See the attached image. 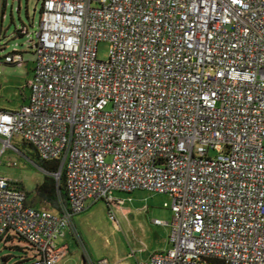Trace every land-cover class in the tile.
<instances>
[{
  "label": "built area",
  "instance_id": "built-area-1",
  "mask_svg": "<svg viewBox=\"0 0 264 264\" xmlns=\"http://www.w3.org/2000/svg\"><path fill=\"white\" fill-rule=\"evenodd\" d=\"M15 35L34 70L0 109V166L22 138L69 200L37 207L0 175V243L30 248L15 264H58L74 216L116 190L172 197L171 247L139 264H264V0H42L35 37ZM6 44L0 62L26 65Z\"/></svg>",
  "mask_w": 264,
  "mask_h": 264
},
{
  "label": "rangeland",
  "instance_id": "rangeland-1",
  "mask_svg": "<svg viewBox=\"0 0 264 264\" xmlns=\"http://www.w3.org/2000/svg\"><path fill=\"white\" fill-rule=\"evenodd\" d=\"M3 2H5V7L2 15ZM41 8L42 0H0V15L3 16L0 21V44L7 43L6 48L1 51V55L17 48L25 51L24 58L29 61L26 66L0 62V104L8 108H17L27 102L30 94L28 81L32 77L34 67V53L26 51L28 37H18L15 33L17 29H21L25 25L32 37H35V31L38 30L41 20ZM109 49V42L100 41L98 58L107 60ZM12 144L17 149L7 148L0 166V175L18 182L31 196L30 203L33 205L35 204L36 186L44 181L47 174L54 175L39 165L40 160L35 155V150L22 138H14ZM2 146L3 142L0 140V147ZM111 158L109 156L107 159L110 161ZM13 162L17 164H9ZM113 195L116 201H113L111 205L106 200L99 199L89 204L86 210L74 216L73 226L77 227L76 232L79 231L81 241L84 243V245L79 244L70 238L72 247L69 254L77 258L75 264L84 263L83 254L92 255L93 252H97L99 255L107 249H111L119 238V233L114 228V220L110 216L111 206L114 208L116 219L121 226L127 223L125 221L127 217L135 225L142 223L150 236L154 234L158 236L157 240H149L154 249L167 251L171 247V243L168 241L169 226H158L154 221L157 218L165 221L172 220L173 211L170 207L172 197L170 194L148 190L133 192L116 190ZM35 205L49 208L46 205ZM69 229L67 228V230ZM119 231L122 233V230ZM78 234L75 235L78 236ZM26 246L27 241L14 234L8 238L7 242H1L0 264H2V259H7L4 264H15L22 255L26 254L24 250ZM92 262L101 264L98 257H93ZM26 263L27 261L22 264Z\"/></svg>",
  "mask_w": 264,
  "mask_h": 264
},
{
  "label": "crops",
  "instance_id": "crops-1",
  "mask_svg": "<svg viewBox=\"0 0 264 264\" xmlns=\"http://www.w3.org/2000/svg\"><path fill=\"white\" fill-rule=\"evenodd\" d=\"M2 17L3 16L0 15V21H1ZM33 70H34V67H33ZM32 77H33V72H32ZM31 78L29 79V81L31 80ZM0 81H1V79H0ZM29 81H28V84H29ZM28 87H29V85H28ZM28 99H29V97H28ZM28 99H27V102H28ZM22 105H24V104H22ZM18 108L19 107L8 108L5 105L0 104V109L15 110ZM28 197H29V201H30L31 196L29 194H28ZM165 205L168 206L167 203H165ZM37 207H39V206H37ZM113 211H114V208H113ZM125 216H127V215H125ZM125 219H126L125 221L127 223H124L123 226H121L119 224V221L116 219L117 220V226L114 224V228L118 231L117 233H119V238L115 241L114 246L111 249H109V250L107 249L106 251H104L100 254L98 253L99 255H97V252H93V254H92L93 256L90 255L89 253L83 254V258H84L83 264H97V263L92 262L93 257H98L99 263H101L103 261V263H101V264H139V262H141V261L148 260L154 253L166 251L163 249L158 250V249L153 248V246L149 243V240L150 239L157 240L158 236H155V234L153 236H150L147 233L148 230L146 229V227L142 223L135 225V224H133V222H131V220H128L127 217ZM172 220H173V217H172ZM172 220L171 221L163 220L164 221L163 224L155 223L158 226H162V225H168L169 226V228H170L169 229V235H168L169 243H170L169 236L171 233ZM77 230H78L77 227L74 225L73 228H70L69 230L66 229L64 234L59 237V239H58L59 244L67 246L68 252L58 264H72V262H74V264H75L77 258L75 256L69 254V250L72 247V243H71L70 238H72V240H75L76 242H79V244L84 245L83 241H81V236H80L79 231L76 232ZM119 230H122V233ZM75 234H78V236H76ZM12 235L13 234H10V236H12Z\"/></svg>",
  "mask_w": 264,
  "mask_h": 264
},
{
  "label": "trees",
  "instance_id": "trees-1",
  "mask_svg": "<svg viewBox=\"0 0 264 264\" xmlns=\"http://www.w3.org/2000/svg\"><path fill=\"white\" fill-rule=\"evenodd\" d=\"M4 7H5V2H3V6H2V15L4 14ZM35 155L40 160L39 165L43 167L45 170L49 172L58 171L59 163L57 160H43L39 157L36 150H35ZM34 197H35V204L46 205L55 212H61L63 210V207L68 206L69 204L63 175L60 180H57L54 176L47 174L45 176L44 181L36 186ZM24 250L26 254H28V250H30V248L26 246Z\"/></svg>",
  "mask_w": 264,
  "mask_h": 264
},
{
  "label": "water",
  "instance_id": "water-1",
  "mask_svg": "<svg viewBox=\"0 0 264 264\" xmlns=\"http://www.w3.org/2000/svg\"><path fill=\"white\" fill-rule=\"evenodd\" d=\"M3 261V260H2Z\"/></svg>",
  "mask_w": 264,
  "mask_h": 264
}]
</instances>
